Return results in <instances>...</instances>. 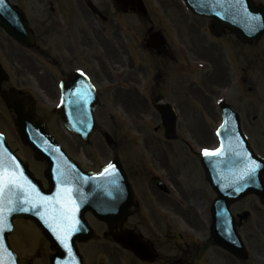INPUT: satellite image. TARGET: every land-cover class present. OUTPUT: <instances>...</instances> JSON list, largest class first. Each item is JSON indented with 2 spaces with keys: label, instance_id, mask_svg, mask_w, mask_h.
Here are the masks:
<instances>
[{
  "label": "flooded vegetation",
  "instance_id": "af4514ba",
  "mask_svg": "<svg viewBox=\"0 0 264 264\" xmlns=\"http://www.w3.org/2000/svg\"><path fill=\"white\" fill-rule=\"evenodd\" d=\"M125 1L133 4L123 6L118 0H4L0 16L15 21L18 29L15 37L0 22V107L10 117L9 122L4 119L5 123L13 124L12 129L21 139L15 124L16 106L35 120L45 121L47 131L75 162L77 171L70 172L74 168L70 161L56 167L72 181L69 185L74 195L89 186L80 177L105 166L102 160L107 151L109 155L115 150L116 156L124 159L135 187L130 212L107 221L88 210H76L79 226L89 225L92 230L91 238L76 241L85 264L92 263L84 246L93 241L98 246L96 264H204L205 257L206 263L218 264L220 254L229 257L224 264H264V168L252 180L260 194H249L235 203H219L220 190L206 181L200 151L217 147L224 115L234 112L248 154L264 163V62L259 53L251 60V44L231 30L217 31L209 20H190L180 3L143 0L147 10L143 13L134 0ZM231 41L245 49L243 56L237 53L241 61H237L233 44L228 43ZM76 89L83 97L74 107L92 110L99 128L90 144L71 128H63L78 151H89L95 159L93 166L85 165L79 152L62 142L49 122L52 113L58 114L60 102L77 99L72 95ZM163 102L167 115L172 112L169 105L175 113L176 140L164 136L166 129L159 110ZM223 102L235 111L223 110ZM107 103L113 107L108 109ZM131 113L138 118H156L157 124L147 128L158 137L156 141L130 142L135 149L127 160L120 152L122 141L115 139L108 146L104 136L144 131L135 125ZM0 132L18 153L10 132L3 128ZM21 141L25 154L18 155L41 189L47 191L48 159H39L34 149ZM179 153L185 165L191 160L189 168L193 167L204 181L205 190L191 194L175 188L173 175L180 165L171 162V157L177 158ZM132 156L134 160L140 157L142 165L136 169L127 166ZM155 162L159 175L152 173ZM138 171L149 173V189L137 188L133 175ZM161 181L165 189L158 186ZM203 210L209 219L204 228L198 216ZM214 225L216 234L211 233ZM234 226L244 245V259L220 246L215 236H228ZM126 230L138 233L146 242L141 244L145 259L122 244ZM201 230L207 237L204 241L199 237Z\"/></svg>",
  "mask_w": 264,
  "mask_h": 264
},
{
  "label": "rangeland",
  "instance_id": "374dc122",
  "mask_svg": "<svg viewBox=\"0 0 264 264\" xmlns=\"http://www.w3.org/2000/svg\"><path fill=\"white\" fill-rule=\"evenodd\" d=\"M151 0H148L150 2ZM259 1L264 4L261 0H255ZM171 3H178L177 0H170ZM182 12V11H181ZM188 11L186 10V13ZM228 37V35H227ZM233 44L234 52L236 54L237 61H241V57L238 58L237 53L241 52L242 56L244 55L245 49L239 45L236 42H228ZM249 52H250V59L252 60L257 53H259L260 61L264 62V35L261 37L259 42L255 45H250L249 46ZM242 65V64H240ZM240 67V66H239ZM108 109H111L113 107L112 103H107ZM4 110V109H3ZM2 110L0 107V128H3L7 132H10V140L17 152L20 155L25 154V146L23 145L21 139L18 136L17 131L13 130V124L8 125V123H5L4 119L6 118L7 121L9 122V116L6 115V113ZM133 118L135 119V125L142 127L144 131H137V132H131V133H117V134H112L114 138L117 140L122 141V146L120 149V152L123 154V157L125 159H129L130 154L133 152L135 147L130 145L131 141H136L139 140L140 142H145L147 141H156L158 134L152 133V129H148L147 127L153 126L157 124V119L152 118L149 116H145L144 118H138V116L135 113H131ZM9 117V118H8ZM49 122L52 127V131L56 132L57 135L61 138L62 142H64L67 146L75 152H79V158L85 163L87 166H93L94 164V158L90 155L89 156V151L87 154H84L78 151L77 147L73 144L71 138L63 128L62 122L60 118L52 113L49 117ZM12 126V127H11ZM142 132V133H140ZM97 137V136H96ZM97 140V139H95ZM98 149H100L99 146H97ZM143 148V147H142ZM84 151V149H83ZM107 156L105 157L104 160L102 161H107L109 159L108 157V151H107ZM183 157L181 153H179L177 158H172L171 157V162H177L180 165V169L175 170V176L173 175V183L175 184V188L179 190H185L191 194H197L199 189H206V185L204 184V181L200 180L196 171L194 170L193 167H191V170L189 168V165L191 161L189 159L188 163L185 165L183 162ZM138 159L134 160V157L132 156L130 161L128 162L127 166H130L131 169H136V166L142 165L140 162V157H136ZM187 158V157H186ZM188 159V158H187ZM101 161V162H102ZM187 161V160H186ZM135 165V166H134ZM195 165V164H194ZM152 168L154 169L155 172L152 171V173H157L159 175V172L157 170V162L155 164H152ZM138 169V168H137ZM148 172L149 169H148ZM136 174L133 175V180L136 182V186L138 189H149V181H148V175L149 173L146 172H135ZM145 173V174H144ZM151 173V172H150ZM148 174V175H146ZM177 176V178H176ZM178 182L179 185H178ZM197 212V211H196ZM194 214V213H193ZM198 216H199V222L201 226L204 228V226L208 223L209 219L207 216L206 211H198ZM187 228V227H183ZM146 234L147 231H146ZM199 237L201 238L202 241L206 240V234L205 231L201 230V233L199 234ZM10 243L14 249L19 253L20 256V263L21 264H48L49 263V256L50 253L53 252L51 250L49 244H48V239L44 237V235L41 233V231L36 227L35 224H33L31 221L19 219L16 221V227L14 232L10 236ZM97 241H93L89 246H84V253L86 257H88L89 261L92 264H96V259L97 255L96 253L98 252V246L95 244ZM100 248H103V246L99 245ZM166 248L163 247V250ZM124 257V255L122 254ZM207 257H205L206 259ZM205 259H202V263L208 264L205 262ZM229 257L227 255H222L220 254L218 256V264H224L226 261H228ZM107 264H113L107 263ZM241 264V263H238Z\"/></svg>",
  "mask_w": 264,
  "mask_h": 264
},
{
  "label": "water",
  "instance_id": "95a60500",
  "mask_svg": "<svg viewBox=\"0 0 264 264\" xmlns=\"http://www.w3.org/2000/svg\"><path fill=\"white\" fill-rule=\"evenodd\" d=\"M188 6L196 13L209 17L212 22L213 26L220 30L223 27H228L244 41L247 42H254L259 39V37L264 33V8L261 6H256L252 3L251 0H239V4L236 3V0H227L226 3L218 2V0H185ZM137 5L140 7L142 4L138 2ZM252 17H255V20H252ZM0 20L7 25V27L13 32L16 33L17 27L16 24L9 20H3L2 17ZM16 110L19 115V123L22 126V122L25 120H31V115H26L22 110L16 107ZM62 118L67 120L65 116V110H62ZM168 119V118H167ZM92 119L89 118V124H91ZM88 125V123H87ZM89 128L92 126L88 125ZM85 129V128H84ZM22 130V128H21ZM43 131L46 133L47 131L43 128ZM83 137L87 139V137L91 136V132H82V130L78 131ZM167 136H173V133H168ZM25 140L27 141V137L24 136ZM88 140V139H87ZM0 144L3 145L4 148L7 149L9 153L10 150L8 146L3 142L2 138L0 137ZM12 154V153H11ZM13 155V154H12ZM14 156V155H13ZM15 157V156H14ZM17 161V160H16ZM119 165V163H118ZM120 167V165L118 166ZM120 169V168H119ZM116 168L117 176L115 177L116 186L113 187L111 181L109 179H104L106 183H108L106 188L105 195H101L98 199L94 198L93 200L91 197H87L85 200L86 208L93 210L100 218L109 220L110 217L104 216L100 211V206L103 205L102 200L105 199V204H113L114 200L116 204H118V208L121 209L122 215L124 216L127 213L128 208L133 203V189L125 176L123 170ZM211 171V169H210ZM247 192H249L248 188ZM245 189V191H246ZM240 195L239 197H241ZM225 196L224 198L226 199ZM223 198V197H222ZM238 198L237 196L230 197V200ZM31 207V206H26ZM41 209H32L29 211H15L8 217V227L6 228L2 237H0V242L3 244V249L0 250V260L3 261V264H17V258L15 253L10 249L8 242H7V235L12 229L13 218L18 216H25L30 218L38 219L37 211ZM45 211V210H44ZM44 231L48 235L49 238L51 237V230L47 228L48 223L45 225ZM90 233H84L80 236L85 238L89 236ZM229 237V236H228ZM123 244L129 248H133L138 254L143 257H146L145 249L140 244V239L137 235H123L122 236ZM230 243L227 242V248L234 252L237 256L242 257L243 251L241 246L235 243V240ZM225 241H221V244H224ZM72 251L68 252L67 249L59 242L57 245L53 243V246L56 248L57 253L53 257V264H83L81 256L78 254L76 247L73 243L70 242Z\"/></svg>",
  "mask_w": 264,
  "mask_h": 264
},
{
  "label": "snow or ice",
  "instance_id": "6c2138e0",
  "mask_svg": "<svg viewBox=\"0 0 264 264\" xmlns=\"http://www.w3.org/2000/svg\"><path fill=\"white\" fill-rule=\"evenodd\" d=\"M218 2L226 3L227 0H218ZM236 3L239 4V0H236ZM3 4L4 0H0V6H3ZM255 19V17H252V20ZM72 95L77 97L73 101L74 103L82 102L83 93L79 89H76ZM223 130L229 131L227 124ZM233 154L239 155L238 153ZM203 155L209 158L222 157L225 155L224 145L222 144L220 148L215 150L204 149ZM240 158L245 162L237 176V183L253 180L257 173L264 168V163H258L248 154ZM101 176L109 179L113 187L116 186L115 177L117 172L115 165H109L105 168ZM79 179L81 182H85V178L80 177ZM71 183V180H66L65 186L58 189L56 196H45L24 175L16 158L0 144V237L3 236L8 227V217L13 212L43 209L52 214V219L57 223L55 227L51 224L49 227L56 233L64 248L71 252L70 237L74 231L78 230L79 226V221L75 215L78 205L73 200V188L68 186ZM235 190L239 192L241 188L237 187ZM76 191H79V189L77 188ZM40 214V211H37V215ZM45 222L47 223V220ZM2 249L3 244L0 242V250ZM0 264H3L2 260H0Z\"/></svg>",
  "mask_w": 264,
  "mask_h": 264
}]
</instances>
